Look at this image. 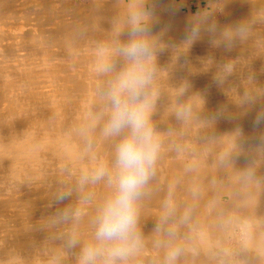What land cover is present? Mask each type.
Here are the masks:
<instances>
[{
  "label": "bare ground",
  "instance_id": "bare-ground-1",
  "mask_svg": "<svg viewBox=\"0 0 264 264\" xmlns=\"http://www.w3.org/2000/svg\"><path fill=\"white\" fill-rule=\"evenodd\" d=\"M148 15L156 172L129 264H264V0H0V264H78L111 188L99 49ZM181 89H184L181 92ZM188 114L177 118V110Z\"/></svg>",
  "mask_w": 264,
  "mask_h": 264
},
{
  "label": "clouds",
  "instance_id": "clouds-1",
  "mask_svg": "<svg viewBox=\"0 0 264 264\" xmlns=\"http://www.w3.org/2000/svg\"><path fill=\"white\" fill-rule=\"evenodd\" d=\"M147 21L143 10H131L128 39L115 49L124 61L119 71L107 59L111 50L99 49L97 71L111 78L100 93L104 110L95 119L106 117L103 136L118 139L112 168L101 164L84 177L92 184L106 179L111 191L97 210L93 239L82 247L78 264H129L141 247L139 201L155 175L161 147L151 119L159 96L155 82L157 44L148 35ZM187 114V107L176 113L177 118ZM179 254V248L170 249L165 264H175Z\"/></svg>",
  "mask_w": 264,
  "mask_h": 264
}]
</instances>
